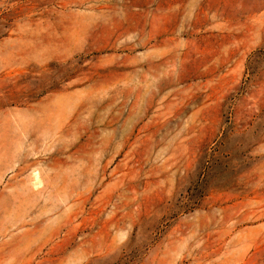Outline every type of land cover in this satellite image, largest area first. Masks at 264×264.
<instances>
[{
  "label": "rangeland",
  "instance_id": "374dc122",
  "mask_svg": "<svg viewBox=\"0 0 264 264\" xmlns=\"http://www.w3.org/2000/svg\"><path fill=\"white\" fill-rule=\"evenodd\" d=\"M0 264H264V0H0Z\"/></svg>",
  "mask_w": 264,
  "mask_h": 264
},
{
  "label": "bare ground",
  "instance_id": "6f19581e",
  "mask_svg": "<svg viewBox=\"0 0 264 264\" xmlns=\"http://www.w3.org/2000/svg\"><path fill=\"white\" fill-rule=\"evenodd\" d=\"M200 34V33H199ZM22 161V160H21ZM40 179V178H39Z\"/></svg>",
  "mask_w": 264,
  "mask_h": 264
}]
</instances>
